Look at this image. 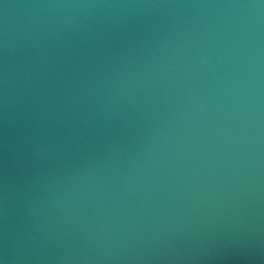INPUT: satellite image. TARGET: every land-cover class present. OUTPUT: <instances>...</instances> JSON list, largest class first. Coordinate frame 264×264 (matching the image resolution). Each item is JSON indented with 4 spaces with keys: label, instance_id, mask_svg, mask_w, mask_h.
<instances>
[{
    "label": "water",
    "instance_id": "1",
    "mask_svg": "<svg viewBox=\"0 0 264 264\" xmlns=\"http://www.w3.org/2000/svg\"><path fill=\"white\" fill-rule=\"evenodd\" d=\"M0 264H264V0H0Z\"/></svg>",
    "mask_w": 264,
    "mask_h": 264
}]
</instances>
